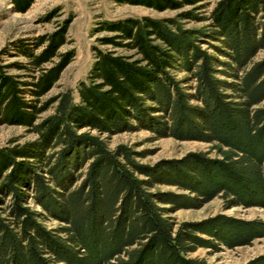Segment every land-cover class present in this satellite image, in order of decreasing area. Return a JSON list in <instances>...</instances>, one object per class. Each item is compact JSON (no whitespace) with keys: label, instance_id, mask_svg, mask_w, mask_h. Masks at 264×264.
<instances>
[{"label":"trees","instance_id":"trees-1","mask_svg":"<svg viewBox=\"0 0 264 264\" xmlns=\"http://www.w3.org/2000/svg\"><path fill=\"white\" fill-rule=\"evenodd\" d=\"M31 1L10 0L20 13ZM113 1L158 12L191 10L172 18L98 22L92 34L111 36L91 48L76 102L67 89L41 100L73 58L72 50L58 52L67 43L69 20L32 39L29 50L20 47L26 63L11 67L21 75L7 74L11 67L0 52V125L21 126L36 136L0 147V264H202L186 255L214 243L232 248L264 237L260 219L215 216L175 229L157 205L178 209L219 197L227 208L264 209V58L253 60L264 49V0H217L206 18L194 13L206 0ZM197 19L207 20V27L180 24ZM200 41L227 61L201 50ZM169 71L183 76L176 80ZM188 82L193 85L182 87ZM142 128L159 137L216 143L227 152L222 159L188 154L154 175L135 166L127 148L109 150L78 133ZM156 179L191 197L172 201L147 192ZM43 218L62 224L56 230L62 239L41 227L37 221ZM245 264H264V256Z\"/></svg>","mask_w":264,"mask_h":264},{"label":"rangeland","instance_id":"rangeland-1","mask_svg":"<svg viewBox=\"0 0 264 264\" xmlns=\"http://www.w3.org/2000/svg\"><path fill=\"white\" fill-rule=\"evenodd\" d=\"M217 0H206L202 3V8L194 11L200 17L206 18ZM191 10V7L185 6L179 11ZM178 10H156L130 4H117L113 0H32L25 12H16L10 0H0V52L2 63L12 66V64H24L25 58L22 56L21 46H27L24 50L31 48V40L44 34L51 33L56 24L69 20L66 30L67 43L62 45L59 53L67 50L73 51V58L70 63L61 72L57 83L42 97L45 100L62 90H70L72 98L76 102L75 87L79 81L86 77L92 60L93 54L91 48L96 45V39L104 36H111L110 33L98 32L92 34L100 21H114L123 18H139L147 16L150 18H172ZM49 15L46 22L41 19ZM184 29L206 28L208 21L202 20H182L180 22ZM200 49L216 57L219 61H227L218 56L206 42L200 41ZM105 50H114L117 54L128 55L129 53L122 49H112L110 46H103ZM40 48L33 53H37ZM264 58V49L256 53L253 60ZM48 66V65H45ZM176 80L182 78V74L169 71ZM7 74L18 76L22 74L15 68H9ZM25 76V75H23ZM25 78V77H24ZM219 78H222L219 75ZM27 80V78L22 79ZM182 85L184 88L192 86ZM264 104V103H263ZM51 113V109L41 113L38 118H42ZM79 134H87L96 137L105 147L113 150L115 147H124L131 152V161L135 166H142L149 169L154 175L163 173L162 166L176 160H180L188 154H201L207 159H222L227 150L216 143H204L195 140H178L173 137L154 135L149 130L142 128L135 131H122L117 133H102L83 129ZM36 138L34 133L27 132L25 128L16 125H0V147L9 143L20 144L32 141ZM171 164V163H170ZM131 168V167H130ZM84 169V168H83ZM82 169V170H83ZM137 179L145 180L147 177L132 170ZM79 182V181H78ZM77 182V184H78ZM153 187H147V192L157 195H165L163 198L176 201L175 197L188 196L191 194L179 187L172 185L169 181L154 180ZM178 201V200H177ZM28 207L35 211H43L27 201ZM163 210V217L169 219L174 228H178L183 223H198L208 218L222 216L224 218H233L241 221L260 219L264 221V209L258 207L243 208L236 206L227 208L224 202L215 197L206 203H199L190 207L175 208L171 204L157 203ZM45 216V215H43ZM45 230L62 239L63 235L56 230L62 226L58 221L52 219H40L37 221ZM207 239L205 235H199ZM211 242V238H210ZM214 248H196L186 256L190 259L201 261L202 264H245L251 259L264 256V237L253 240L250 244L244 246L226 247L223 244H215Z\"/></svg>","mask_w":264,"mask_h":264}]
</instances>
